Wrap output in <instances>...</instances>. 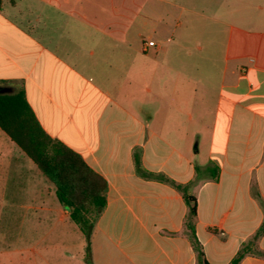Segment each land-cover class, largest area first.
Segmentation results:
<instances>
[{
	"label": "crops",
	"instance_id": "1",
	"mask_svg": "<svg viewBox=\"0 0 264 264\" xmlns=\"http://www.w3.org/2000/svg\"><path fill=\"white\" fill-rule=\"evenodd\" d=\"M182 1L0 6L1 86L23 89L43 128L109 183L91 231L97 264H204L184 193L141 175L137 153L143 169L190 185L210 264H229L264 221L254 195L264 199V20L236 26ZM199 18L218 23L223 37L209 40L216 30L206 29L201 43ZM194 140L208 142L202 161ZM215 164L217 178L208 170ZM257 246L264 251V234ZM240 264L264 256L249 252Z\"/></svg>",
	"mask_w": 264,
	"mask_h": 264
},
{
	"label": "rangeland",
	"instance_id": "2",
	"mask_svg": "<svg viewBox=\"0 0 264 264\" xmlns=\"http://www.w3.org/2000/svg\"><path fill=\"white\" fill-rule=\"evenodd\" d=\"M192 1L200 11L236 26L256 27L264 20V11L257 9L264 0ZM198 22L195 37L201 43L214 28L209 40L223 37L218 23L208 27V22L214 21L199 18ZM225 29L224 35L225 31L228 35L229 26ZM232 32L235 38L237 30ZM206 116L209 119L211 114ZM207 145L205 140L193 142V147L201 149L200 161ZM65 209L55 186L0 128V264H97L91 255V230H82ZM257 250V243L252 244L251 252Z\"/></svg>",
	"mask_w": 264,
	"mask_h": 264
},
{
	"label": "trees",
	"instance_id": "3",
	"mask_svg": "<svg viewBox=\"0 0 264 264\" xmlns=\"http://www.w3.org/2000/svg\"><path fill=\"white\" fill-rule=\"evenodd\" d=\"M2 0H0L1 6ZM0 85L2 82L0 81ZM0 128L29 157L45 177L55 186L56 195L61 204L68 210L70 217L82 230L92 228L107 205L109 183L95 171L83 156L58 138L52 137L39 122L33 108L26 98L23 89L0 94ZM137 171L147 178L168 182L184 193L190 211L187 227L198 258L204 264H210L205 257L202 245L196 235L194 219L197 216L198 201L189 194L190 185L177 183L163 173L143 169L140 155H135ZM213 176H218V166H209ZM255 197L264 209V199L254 190ZM264 234V221L253 238L244 243L229 264H240L251 252L252 244ZM264 256V251L255 252Z\"/></svg>",
	"mask_w": 264,
	"mask_h": 264
},
{
	"label": "water",
	"instance_id": "4",
	"mask_svg": "<svg viewBox=\"0 0 264 264\" xmlns=\"http://www.w3.org/2000/svg\"><path fill=\"white\" fill-rule=\"evenodd\" d=\"M10 92H12L11 88L0 85V94H2V93H10Z\"/></svg>",
	"mask_w": 264,
	"mask_h": 264
},
{
	"label": "built area",
	"instance_id": "5",
	"mask_svg": "<svg viewBox=\"0 0 264 264\" xmlns=\"http://www.w3.org/2000/svg\"><path fill=\"white\" fill-rule=\"evenodd\" d=\"M146 44H147V46H153V45H155V41L150 40Z\"/></svg>",
	"mask_w": 264,
	"mask_h": 264
}]
</instances>
